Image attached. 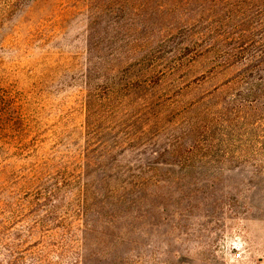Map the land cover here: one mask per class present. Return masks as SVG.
I'll use <instances>...</instances> for the list:
<instances>
[{"label": "rangeland", "instance_id": "rangeland-1", "mask_svg": "<svg viewBox=\"0 0 264 264\" xmlns=\"http://www.w3.org/2000/svg\"><path fill=\"white\" fill-rule=\"evenodd\" d=\"M244 2L0 8V236L23 264H264V90L211 60L259 40Z\"/></svg>", "mask_w": 264, "mask_h": 264}, {"label": "trees", "instance_id": "trees-1", "mask_svg": "<svg viewBox=\"0 0 264 264\" xmlns=\"http://www.w3.org/2000/svg\"><path fill=\"white\" fill-rule=\"evenodd\" d=\"M24 1L29 0H0V8L6 10L14 6H19ZM239 2L243 3L239 7L247 6L244 0H239ZM244 13L245 11H242L241 15H245ZM257 14L259 19L261 18L257 22V36L259 40H247L246 37H248V34H251V31L243 30L237 36L232 37L234 44L227 52H219L221 54H216L214 52L211 60L214 61L216 66H221V64L229 65L231 62L240 64L239 69L241 70L239 72H241V78L239 82L246 83L247 86H250V90L255 88L262 91L264 90V10H258ZM253 29H256V26ZM171 53L173 55L172 58L165 60L168 65L167 71L169 74L175 72L180 67L181 64L178 62L180 59L175 60L176 62H174L173 59L176 56L182 55V50L180 51L179 49H174ZM158 59L161 60V58L157 55L151 56L150 68L155 70L157 69V65H159ZM233 65L236 64H232L229 67H233ZM158 73L162 76L166 74L164 71H160ZM144 83L146 82L144 81ZM5 101V96H0L1 105H3ZM3 239H5V237L1 238L0 236V246L1 248L3 247V249H7L9 252V254L7 253L8 262L6 264H23V261L26 258H23L22 253H20L21 251H17L16 249L14 251V248L11 247L12 245L8 243L10 240L4 241Z\"/></svg>", "mask_w": 264, "mask_h": 264}, {"label": "built area", "instance_id": "built-area-1", "mask_svg": "<svg viewBox=\"0 0 264 264\" xmlns=\"http://www.w3.org/2000/svg\"><path fill=\"white\" fill-rule=\"evenodd\" d=\"M233 259L235 261H239L243 259V252L240 250H237L234 254H233Z\"/></svg>", "mask_w": 264, "mask_h": 264}]
</instances>
